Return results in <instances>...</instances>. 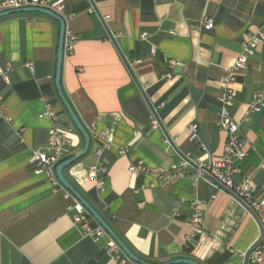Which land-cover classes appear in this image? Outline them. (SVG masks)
Listing matches in <instances>:
<instances>
[{"label": "crops", "instance_id": "1", "mask_svg": "<svg viewBox=\"0 0 264 264\" xmlns=\"http://www.w3.org/2000/svg\"><path fill=\"white\" fill-rule=\"evenodd\" d=\"M63 5L61 16L76 42L63 55L60 86L90 135L87 152L62 170L65 179L144 260L245 264L261 235L258 222L217 182L196 176L192 161L181 163L220 156L226 133L217 127L216 112L223 68L232 64L245 36L264 23V0ZM203 15L213 18L212 29L197 27ZM58 30L57 21L39 12L0 17V112L9 118L0 117V264H118L124 256L119 247L107 245L108 235H84L72 220L79 202L29 162L32 150L46 145L51 125H73L54 86ZM234 87L230 113L246 142L239 165L260 186L264 110L241 117L253 91L264 89V42L237 72ZM43 95L56 113L54 123L43 115ZM192 122L198 129L191 139ZM91 124L109 135L110 149L92 137ZM72 138L71 155L83 147L76 129ZM122 146L127 151L119 155L116 148ZM139 160L147 170L135 174L129 167ZM97 163L105 168L101 189L88 172ZM172 165L183 175L161 183L157 172ZM194 199L201 204L204 232L184 248Z\"/></svg>", "mask_w": 264, "mask_h": 264}, {"label": "built area", "instance_id": "2", "mask_svg": "<svg viewBox=\"0 0 264 264\" xmlns=\"http://www.w3.org/2000/svg\"><path fill=\"white\" fill-rule=\"evenodd\" d=\"M64 0H0V12L8 9L35 7L39 9H47L58 15L63 10ZM214 20L212 17L203 15L197 21V27L202 30H210L213 28ZM147 34L143 32L141 38H145ZM76 42V35L66 30L63 37L62 52L63 55L70 53ZM264 42V23L259 25L254 31L248 33L240 43V50L234 57L232 64L223 68L221 76L220 94L218 96V110L216 112L217 127L226 133V141L223 145L221 154L216 159L197 160L186 159L181 164L193 162L196 176L208 175L215 182L225 188L233 197H235L258 222L261 229L260 243L252 249L245 258V264H264V176L263 183L259 186L247 173H243L239 162L245 157V140L239 134V123L235 121L230 113L236 95L234 87L235 77L238 71L247 67L248 60L252 57L258 47ZM154 52V48H151ZM171 63V62H170ZM30 66V63H26ZM5 82L8 81L6 73H2ZM44 111L43 115L48 116L54 123L56 113L47 97L43 95ZM264 110V89L255 90L252 98L241 117L246 120L250 114L259 113ZM0 117L9 120L7 116L0 112ZM158 120L155 116V109H152L151 126H158ZM189 138H194L197 133L198 125L196 122L188 124ZM75 131L74 126L57 127L54 124L48 129V137L46 145L43 148L32 150L29 162L34 172L41 173L51 186L59 185V181L55 175V166L71 156L73 146L72 134ZM89 131L92 137L99 142L101 148L110 149L112 142L109 135L105 131L96 130L93 124L90 125ZM127 146L117 147L116 152L119 155L125 154ZM99 153V148L97 149ZM259 167L264 171V161H261ZM129 169L139 174L145 172L147 168L141 160ZM178 167L172 165L171 171L157 172V176L161 183L168 180L171 176L183 175ZM90 177L94 179L95 186L101 189L105 182V168L101 163L91 165L88 168ZM76 213L72 220L78 224L84 235H90L95 239L107 235L105 231L97 224L91 225V217L80 203L74 206ZM189 225L190 231L185 235L183 247L188 248L193 241L203 234V216L201 204L198 200H192L189 205ZM107 245L110 248H116L115 242L109 238ZM118 264H137L130 260L127 256L117 257Z\"/></svg>", "mask_w": 264, "mask_h": 264}, {"label": "water", "instance_id": "3", "mask_svg": "<svg viewBox=\"0 0 264 264\" xmlns=\"http://www.w3.org/2000/svg\"><path fill=\"white\" fill-rule=\"evenodd\" d=\"M19 12H39L48 15L49 17L53 18L57 21L59 25L58 30V40H57V49H56V62H55V72H54V86L57 93L58 98L60 99L61 103L63 104L65 111L67 112L72 124L76 128V130L80 133L83 138V147L82 149L65 158L61 162H59L55 166V175L59 183L81 204V206L87 211L89 216L105 231V233L115 242V244L119 247V249L123 252L125 256H127L130 260L137 264H200L197 261L186 258V257H176L169 259L167 261L161 263H152L147 260H144L137 255H135L127 245L115 234L112 228L107 224V222L101 217V215L74 189V187L65 179L63 176L62 170L64 167L72 163L73 161L82 157L89 148L90 143V135L86 128L83 126L81 121L78 119L77 115L75 114L74 110L72 109L71 105L67 101L66 97L63 94V91L60 86V75H61V66L63 61V52H62V45H63V37L65 32V20L61 15H58L50 10L47 9H39L35 7H28V8H18V9H8L0 12V17L12 14V13H19ZM205 177L213 180L208 175ZM214 181V180H213ZM261 240V235L258 241L250 247L247 251V254L254 249ZM246 258V257H245Z\"/></svg>", "mask_w": 264, "mask_h": 264}, {"label": "trees", "instance_id": "4", "mask_svg": "<svg viewBox=\"0 0 264 264\" xmlns=\"http://www.w3.org/2000/svg\"><path fill=\"white\" fill-rule=\"evenodd\" d=\"M74 126V125H73ZM75 128V127H74ZM76 129V128H75ZM91 225L92 226H95V225H97V223L93 220V219H91ZM188 249H185V251H187Z\"/></svg>", "mask_w": 264, "mask_h": 264}]
</instances>
